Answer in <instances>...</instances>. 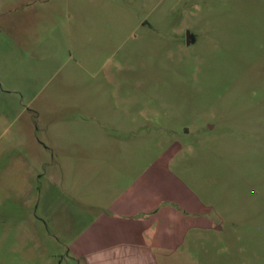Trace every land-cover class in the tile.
Returning <instances> with one entry per match:
<instances>
[{
	"label": "rangeland",
	"instance_id": "1",
	"mask_svg": "<svg viewBox=\"0 0 264 264\" xmlns=\"http://www.w3.org/2000/svg\"><path fill=\"white\" fill-rule=\"evenodd\" d=\"M120 244L264 264V0H0V264Z\"/></svg>",
	"mask_w": 264,
	"mask_h": 264
},
{
	"label": "crops",
	"instance_id": "2",
	"mask_svg": "<svg viewBox=\"0 0 264 264\" xmlns=\"http://www.w3.org/2000/svg\"><path fill=\"white\" fill-rule=\"evenodd\" d=\"M153 246L120 244L84 255L83 264H161Z\"/></svg>",
	"mask_w": 264,
	"mask_h": 264
},
{
	"label": "water",
	"instance_id": "3",
	"mask_svg": "<svg viewBox=\"0 0 264 264\" xmlns=\"http://www.w3.org/2000/svg\"><path fill=\"white\" fill-rule=\"evenodd\" d=\"M186 35H187V44L189 45V44L193 43L194 42V38L190 34V32H187Z\"/></svg>",
	"mask_w": 264,
	"mask_h": 264
}]
</instances>
